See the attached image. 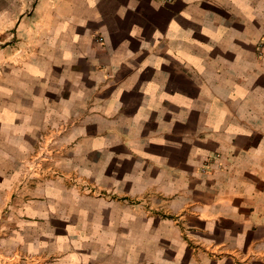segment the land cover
I'll use <instances>...</instances> for the list:
<instances>
[{
  "label": "crops",
  "instance_id": "0c3cea01",
  "mask_svg": "<svg viewBox=\"0 0 264 264\" xmlns=\"http://www.w3.org/2000/svg\"><path fill=\"white\" fill-rule=\"evenodd\" d=\"M263 39L264 0H0V264H264Z\"/></svg>",
  "mask_w": 264,
  "mask_h": 264
},
{
  "label": "built area",
  "instance_id": "2783aa9c",
  "mask_svg": "<svg viewBox=\"0 0 264 264\" xmlns=\"http://www.w3.org/2000/svg\"><path fill=\"white\" fill-rule=\"evenodd\" d=\"M168 1L172 2L173 0ZM99 41L101 42L102 39H99ZM258 55L260 58H264V39L258 45Z\"/></svg>",
  "mask_w": 264,
  "mask_h": 264
}]
</instances>
